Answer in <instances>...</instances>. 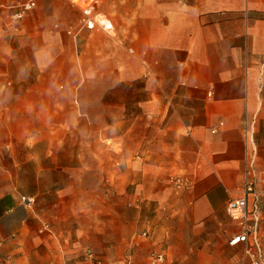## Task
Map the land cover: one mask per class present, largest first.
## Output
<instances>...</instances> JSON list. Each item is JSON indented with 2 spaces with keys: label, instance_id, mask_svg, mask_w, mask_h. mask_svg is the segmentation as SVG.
Listing matches in <instances>:
<instances>
[{
  "label": "crops",
  "instance_id": "crops-1",
  "mask_svg": "<svg viewBox=\"0 0 264 264\" xmlns=\"http://www.w3.org/2000/svg\"><path fill=\"white\" fill-rule=\"evenodd\" d=\"M22 1L0 0V264H131L145 231L172 263L248 264L226 204L253 158L264 243V0H89L111 30Z\"/></svg>",
  "mask_w": 264,
  "mask_h": 264
},
{
  "label": "built area",
  "instance_id": "built-area-1",
  "mask_svg": "<svg viewBox=\"0 0 264 264\" xmlns=\"http://www.w3.org/2000/svg\"><path fill=\"white\" fill-rule=\"evenodd\" d=\"M83 10V24L88 29H96L98 27L111 30L112 23L109 18L101 13L95 11V1L89 0H72ZM37 5V0H25L12 6L14 12L12 18L20 20L24 18L32 9ZM171 181L181 189H191L193 182L181 175L171 176ZM258 182V170L255 166V160H249L243 189V196L237 199H231L226 204V211L231 218L237 220L243 227V230L232 236L229 239L231 246L242 244L243 247V263L248 264H264V243L259 235V227L257 215H254L255 222L251 223L248 213V197L252 194L255 198V209L259 208V193L256 189ZM20 201L27 205L32 206L36 203V197L33 195H21ZM256 213V212H255ZM43 229H50V225L44 224ZM149 233L145 231L143 236H148ZM1 245V243H0ZM83 258L87 264H106L96 251L92 248H86L83 252ZM166 259L164 250L154 249L149 254V261L152 264H160Z\"/></svg>",
  "mask_w": 264,
  "mask_h": 264
},
{
  "label": "rangeland",
  "instance_id": "rangeland-1",
  "mask_svg": "<svg viewBox=\"0 0 264 264\" xmlns=\"http://www.w3.org/2000/svg\"><path fill=\"white\" fill-rule=\"evenodd\" d=\"M75 138V137H74ZM79 140H84V136L82 135H79L78 136ZM16 156L17 157H20L21 156V152H17L16 153ZM83 156V154H82ZM27 168H30L29 166ZM15 169H18V170H24L23 168H21L20 166H17V167H14V170ZM72 172V174H76V173H83L84 172V167L82 166H74L71 168V170L67 171V172H62L61 176L62 177H65L66 176V173H70ZM142 236V235H141ZM149 236V235H148ZM148 236L144 237L142 236L141 238V242L140 243H143V246L141 247V249L136 252V255L135 257H132V261H131V264H152L150 261H149V254L152 250H154L155 248H165L166 250L168 249V246H165V245H162V247L160 246H157V245H154L152 243H149L147 242V239ZM144 237V238H143ZM113 243H116V239L115 237L113 238ZM137 246V244H136ZM90 248V247H89ZM92 248H94L96 250V252L102 254L105 256V262L106 264H128V262H124V261H119L117 259V254H116V248L117 246L114 244V246H112V252L113 254H111L110 256H107V254L103 251H100V248L99 247H95V246H92ZM103 249H105L104 247H102ZM128 249L130 250V254H134L133 253V245L129 246ZM106 254V255H105ZM160 264H179L178 262H170L168 261V259L166 258L165 261H163L162 263Z\"/></svg>",
  "mask_w": 264,
  "mask_h": 264
}]
</instances>
